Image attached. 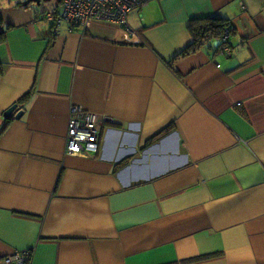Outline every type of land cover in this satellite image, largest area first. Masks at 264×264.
I'll use <instances>...</instances> for the list:
<instances>
[{
	"label": "crops",
	"instance_id": "obj_1",
	"mask_svg": "<svg viewBox=\"0 0 264 264\" xmlns=\"http://www.w3.org/2000/svg\"><path fill=\"white\" fill-rule=\"evenodd\" d=\"M43 10L0 0V264H264V0H145L137 43ZM207 16L228 43L177 54ZM73 105L97 152H65Z\"/></svg>",
	"mask_w": 264,
	"mask_h": 264
},
{
	"label": "built area",
	"instance_id": "obj_2",
	"mask_svg": "<svg viewBox=\"0 0 264 264\" xmlns=\"http://www.w3.org/2000/svg\"><path fill=\"white\" fill-rule=\"evenodd\" d=\"M145 0H57L52 9L40 12L37 17L55 28L65 23L70 30L78 27H90L95 23L112 27L119 32V41L137 43L140 34L129 27L126 19L128 13L139 8ZM228 32H224L222 40H226ZM100 129L96 115L90 111L73 105L70 108L65 152L69 155H84L97 152L99 149ZM12 264H24L23 256L15 254L4 259Z\"/></svg>",
	"mask_w": 264,
	"mask_h": 264
},
{
	"label": "trees",
	"instance_id": "obj_3",
	"mask_svg": "<svg viewBox=\"0 0 264 264\" xmlns=\"http://www.w3.org/2000/svg\"><path fill=\"white\" fill-rule=\"evenodd\" d=\"M188 31L192 36L190 43L180 50L177 54L186 53L189 49L197 46L202 40L209 37L219 38L224 32L232 33L234 27L230 21L225 18H218L214 16H207L198 19H192L187 24ZM3 39V35L0 34V40ZM228 43V38L224 41H220L219 47L222 44ZM27 260V259H26ZM170 264V263H169Z\"/></svg>",
	"mask_w": 264,
	"mask_h": 264
},
{
	"label": "water",
	"instance_id": "obj_4",
	"mask_svg": "<svg viewBox=\"0 0 264 264\" xmlns=\"http://www.w3.org/2000/svg\"><path fill=\"white\" fill-rule=\"evenodd\" d=\"M32 1L38 3L39 0H26L24 1V5L29 4ZM14 110H16L14 113L15 118H19L24 111L23 108L16 109V104H13L6 111H4V114H3L4 117H9L13 113Z\"/></svg>",
	"mask_w": 264,
	"mask_h": 264
},
{
	"label": "rangeland",
	"instance_id": "obj_5",
	"mask_svg": "<svg viewBox=\"0 0 264 264\" xmlns=\"http://www.w3.org/2000/svg\"><path fill=\"white\" fill-rule=\"evenodd\" d=\"M26 0H23V2ZM56 0H39L38 3L31 2L32 5H35V7L42 9H52Z\"/></svg>",
	"mask_w": 264,
	"mask_h": 264
}]
</instances>
